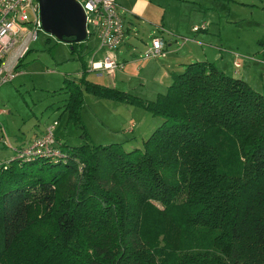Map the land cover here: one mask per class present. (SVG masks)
Wrapping results in <instances>:
<instances>
[{
	"label": "trees",
	"instance_id": "1",
	"mask_svg": "<svg viewBox=\"0 0 264 264\" xmlns=\"http://www.w3.org/2000/svg\"><path fill=\"white\" fill-rule=\"evenodd\" d=\"M58 93L82 143L0 165V264H264L263 93L206 60L155 99L85 67ZM85 93L161 120L142 147L90 143Z\"/></svg>",
	"mask_w": 264,
	"mask_h": 264
},
{
	"label": "rangeland",
	"instance_id": "2",
	"mask_svg": "<svg viewBox=\"0 0 264 264\" xmlns=\"http://www.w3.org/2000/svg\"><path fill=\"white\" fill-rule=\"evenodd\" d=\"M194 1H178L180 7H177L182 13L180 16L178 12L176 16H169L164 4L166 13L163 31L159 28V20L156 21L158 24L144 21L137 23L136 37L130 38L127 35L123 40L136 45V49L131 52L133 63L126 64L124 70L115 71L117 74L124 73L131 67L132 81L127 86L116 84V88L133 91L134 95L144 93L142 98L155 99L157 91L154 86L157 85L154 79L162 73L158 67L168 54L149 59H142L140 56L151 38L154 35L161 36V33L165 38L166 48L169 40H172L168 50L177 53L184 46H194L195 43L199 51L204 53L203 60L213 62L224 73L241 78L264 94V0ZM182 19L185 28L199 24L204 19V23L201 22L200 25L207 26V30L199 33L203 35L201 38L192 29V33H176L174 29L182 24ZM183 37H187V40H183ZM191 38L197 41L193 42ZM125 43L121 44V48ZM98 47L94 34H88L72 50L69 42L58 40L43 29L39 30L36 40L29 44L26 55L21 58L20 68L15 69L17 75L11 81L0 84V136L2 134L6 140V144L0 141V165L14 156L18 146L26 145L40 136L54 121L58 122L54 127V134L62 136L70 145L82 143L80 130L67 121L66 113H62L61 105L66 94L58 93V90L65 79L78 80L83 67L87 80L114 87L107 71L90 69V61L102 60L106 54V50ZM12 54V51L8 53L5 62L10 61ZM118 54L119 49L116 51L117 56ZM118 59L121 62L123 60L120 57ZM195 59L197 58L188 61L194 62ZM235 61L240 63L239 67L234 66ZM181 69L183 70V65ZM140 77H146L147 82H143ZM136 81L144 83L138 84L137 90L132 88ZM164 92L165 90L161 93ZM84 98L81 118L90 136V143L122 142L126 150L142 147L143 140L161 120L139 107L99 99L88 93L84 94Z\"/></svg>",
	"mask_w": 264,
	"mask_h": 264
},
{
	"label": "built area",
	"instance_id": "3",
	"mask_svg": "<svg viewBox=\"0 0 264 264\" xmlns=\"http://www.w3.org/2000/svg\"><path fill=\"white\" fill-rule=\"evenodd\" d=\"M85 15L86 33L95 34L100 50H106L102 60L92 61L91 70H105L114 73L123 69L124 64L118 59L116 51L125 38L127 26L124 19V10L119 6L118 0H74ZM42 24L39 15L37 0H0V84L11 81L17 75L16 63L26 55L28 46L36 40ZM198 30L197 26L192 27ZM183 40H187L183 37ZM12 51L13 63L5 64V58ZM166 53V41L162 36L154 35L144 53L142 59L164 57ZM239 67L238 62H234ZM57 122L48 126L45 133L32 139L23 146H18L14 157L23 161L36 156L49 157L54 162L66 158L59 149L55 137L54 127ZM0 141L6 144L3 135ZM82 167H80L81 170Z\"/></svg>",
	"mask_w": 264,
	"mask_h": 264
},
{
	"label": "crops",
	"instance_id": "4",
	"mask_svg": "<svg viewBox=\"0 0 264 264\" xmlns=\"http://www.w3.org/2000/svg\"><path fill=\"white\" fill-rule=\"evenodd\" d=\"M178 1H184V0H165V1L164 0H118L119 6L124 10V19H125L126 26H127V30H126L124 40L127 38V35H130L131 36L130 38L136 37L137 33L135 31V28L137 29V23L139 21L140 22L144 21V22L153 23V24H158V22H160L159 26H161V27H159V28H161V30L163 31L162 26H164V16L166 13L163 5L164 4L166 5V9H167L169 16H171V15L176 16L177 12L180 16V15H182V13H181L180 9L178 8V7H180V3ZM190 1L195 2L194 0H190ZM200 1L202 2V0H200ZM216 1H220V0H216ZM181 18H184V17H181ZM203 20L204 19H202L199 22V24H192L188 28H185L184 19H182V24L178 28L174 29V31L176 33H185L186 34V33H189V31L192 33L191 28L193 26H198L200 28L196 32H198L197 35H199L201 38L203 35L199 34V33L207 30V26L204 27V25H200L201 22L204 23ZM156 21H158V22H156ZM138 25L143 26L142 24H138ZM201 26H203V27H201ZM170 30L172 32H174L173 29H170ZM167 32L169 33V31H167ZM196 32H194V34ZM155 33H157V32H155ZM159 35L162 36L161 33ZM178 35H180V34H178ZM190 40L193 42L197 41V40L192 39V38ZM124 43H125V41H123L122 44H124ZM171 44H172V40H169V42L167 44V48H166V53L168 54L167 57L165 58L166 60L161 61L160 66L158 67L162 73H160L158 78L154 79V83H155V85H157V86H154L155 87L154 89L157 91V94L163 92L164 90L166 91L167 87L172 82V74L181 72L182 71L181 66L186 64V63H189L190 61H188V60H191L192 58H197V59H195L196 61H202L203 60L202 56L204 55V53H203V51L202 52L199 51V48L195 45V43H194V46H184L183 49L177 53L173 52L172 50H168V48L171 47ZM140 45H141V43H140ZM146 46H148V45H146ZM135 49H136V45L130 41L125 43V45L122 48H121V46L119 47V53L120 54H118V58L120 57L121 59H123L122 62L124 64V67L126 66V64L128 65L129 63H133V59L131 57V52H133ZM127 57L129 59H127ZM6 58H7V56H6ZM6 58H5V60H6ZM12 60H13V54H12V58L10 59L9 62H5V61L4 62H5V64L10 65L11 64L10 62H12ZM92 61H98V60H92ZM92 61H90V63ZM130 65H132V64H130ZM130 71H131V67L127 68L124 73H121V72H119L118 74L115 72L112 74L108 73V77L110 78V81L114 85V87H118V86H116V84H119V85L123 84V85L127 86V84H131V81H132L131 80L132 74L130 73ZM143 72H144V69H143V71L141 70V74ZM147 74L149 75L148 70H147ZM140 79H142L143 82H147L146 77H140ZM143 82L136 81V84L133 85L134 87H132V88L137 90L138 84L144 85ZM96 83H98V82H96ZM125 88H127V87H125ZM119 89H121V88H119ZM123 90L128 91L130 93H133V91H130V90H126V89H123ZM136 92H137V94H139L138 91H136ZM139 95L141 97L142 95H144V93L143 94L141 93ZM46 129H45V131H46ZM45 131L40 136H42L45 133ZM40 136H38V137H40ZM10 158L12 159L13 157L10 156ZM8 161H6V162H8Z\"/></svg>",
	"mask_w": 264,
	"mask_h": 264
},
{
	"label": "water",
	"instance_id": "5",
	"mask_svg": "<svg viewBox=\"0 0 264 264\" xmlns=\"http://www.w3.org/2000/svg\"><path fill=\"white\" fill-rule=\"evenodd\" d=\"M42 29L58 40L86 39L85 15L74 0H37Z\"/></svg>",
	"mask_w": 264,
	"mask_h": 264
},
{
	"label": "bare ground",
	"instance_id": "6",
	"mask_svg": "<svg viewBox=\"0 0 264 264\" xmlns=\"http://www.w3.org/2000/svg\"><path fill=\"white\" fill-rule=\"evenodd\" d=\"M201 27H203V26H201ZM199 28H200V27H198V29H199ZM191 29H192V28H191ZM196 31H198V30H196ZM196 31H195V32H196ZM235 62H238V61H235ZM238 63H239V62H238ZM234 66H235V65H234ZM239 66H240V63H239ZM235 67H236V66H235Z\"/></svg>",
	"mask_w": 264,
	"mask_h": 264
}]
</instances>
